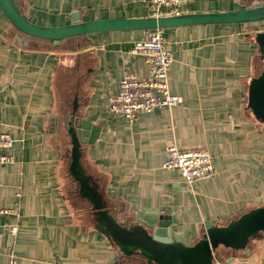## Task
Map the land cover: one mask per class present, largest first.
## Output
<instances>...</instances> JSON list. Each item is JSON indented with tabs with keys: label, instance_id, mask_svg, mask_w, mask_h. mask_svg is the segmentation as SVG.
Wrapping results in <instances>:
<instances>
[{
	"label": "crops",
	"instance_id": "1",
	"mask_svg": "<svg viewBox=\"0 0 264 264\" xmlns=\"http://www.w3.org/2000/svg\"><path fill=\"white\" fill-rule=\"evenodd\" d=\"M12 1L42 26L70 24L74 15L150 16L144 0ZM260 5L264 0H189L182 14ZM161 32L173 57L169 90L181 103L141 112L131 123L111 114L107 101L125 69L147 76L143 58L130 53L144 31L51 42L22 34L0 10V133L13 140L0 149L10 157L0 163V264L10 256L17 264H127L105 212L128 226L137 211L169 207L173 229L195 243L205 223L226 226L264 207V119L248 101L251 82L264 73L257 39L264 21ZM75 118L100 127L93 144H80L77 167L68 131ZM172 144L206 146L214 176L188 187L177 171L162 169ZM8 225H16L14 235ZM212 264H264V230L243 247L220 245Z\"/></svg>",
	"mask_w": 264,
	"mask_h": 264
},
{
	"label": "water",
	"instance_id": "2",
	"mask_svg": "<svg viewBox=\"0 0 264 264\" xmlns=\"http://www.w3.org/2000/svg\"><path fill=\"white\" fill-rule=\"evenodd\" d=\"M0 10L19 32L52 42L95 32L146 31L203 24L264 21V5L225 12L86 21H80L74 15L72 23L62 26H42L30 22L18 11L12 0H0ZM257 39L260 51L264 54V33L259 34ZM248 101L255 115L264 119V73L251 82ZM68 131L72 138L73 162L77 167L80 144H93L100 127L91 125L87 120L75 118ZM78 181L82 191L91 199L95 198L94 191L86 186V182L81 179ZM102 214L104 226L118 241L127 264H212L220 245L232 249L243 247L251 236L264 230V207L248 212L226 226L211 227L209 222L205 223V233L195 243L185 240L173 229L176 217L171 214L169 207L137 211L134 222L128 226L106 212Z\"/></svg>",
	"mask_w": 264,
	"mask_h": 264
},
{
	"label": "built area",
	"instance_id": "3",
	"mask_svg": "<svg viewBox=\"0 0 264 264\" xmlns=\"http://www.w3.org/2000/svg\"><path fill=\"white\" fill-rule=\"evenodd\" d=\"M189 0H144L150 16H174L182 14ZM130 53L141 56L147 66V76L139 77L125 69L118 81V89L107 101L113 115L123 116L134 122L141 112L150 113L161 107H172L181 103V98L169 90L168 73L173 61L172 53L163 41L161 29L144 31L143 38L133 43ZM13 140L7 133H0V149L8 150ZM9 155L1 154L0 163L8 162ZM162 169L177 171L185 185L191 187L196 181L214 176L211 155L206 146L178 147L174 144L165 149ZM9 211L3 210L2 213ZM15 214V211H13ZM6 231L14 235L16 225H8ZM9 264H17L10 256Z\"/></svg>",
	"mask_w": 264,
	"mask_h": 264
},
{
	"label": "trees",
	"instance_id": "4",
	"mask_svg": "<svg viewBox=\"0 0 264 264\" xmlns=\"http://www.w3.org/2000/svg\"><path fill=\"white\" fill-rule=\"evenodd\" d=\"M23 34V33H22ZM27 36V35H26ZM84 36H86V35H82V36H77V37H73V38H78V37H84ZM30 37V36H29ZM32 38H34V37H32ZM68 39H71V38H68ZM68 39H64V40H68ZM49 41V40H48ZM62 41V40H61ZM52 42V41H51Z\"/></svg>",
	"mask_w": 264,
	"mask_h": 264
}]
</instances>
